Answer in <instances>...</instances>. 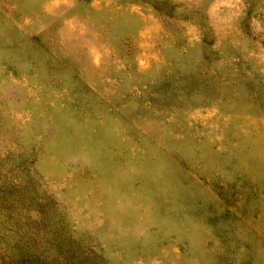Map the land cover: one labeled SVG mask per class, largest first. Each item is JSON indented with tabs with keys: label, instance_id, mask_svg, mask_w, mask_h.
<instances>
[{
	"label": "rangeland",
	"instance_id": "rangeland-1",
	"mask_svg": "<svg viewBox=\"0 0 264 264\" xmlns=\"http://www.w3.org/2000/svg\"><path fill=\"white\" fill-rule=\"evenodd\" d=\"M0 264H264V0H0Z\"/></svg>",
	"mask_w": 264,
	"mask_h": 264
}]
</instances>
